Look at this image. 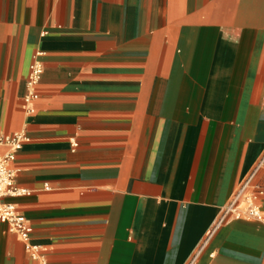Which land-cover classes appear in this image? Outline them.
Instances as JSON below:
<instances>
[{
    "label": "crops",
    "instance_id": "obj_1",
    "mask_svg": "<svg viewBox=\"0 0 264 264\" xmlns=\"http://www.w3.org/2000/svg\"><path fill=\"white\" fill-rule=\"evenodd\" d=\"M0 132L39 257L0 222V264H264L217 225L264 191V0H0Z\"/></svg>",
    "mask_w": 264,
    "mask_h": 264
},
{
    "label": "built area",
    "instance_id": "obj_2",
    "mask_svg": "<svg viewBox=\"0 0 264 264\" xmlns=\"http://www.w3.org/2000/svg\"><path fill=\"white\" fill-rule=\"evenodd\" d=\"M30 70V94L35 97L36 93L33 88L40 77L41 69L40 66L34 64L30 66ZM24 141L25 138L20 133L6 135L0 132V146L6 148V153L0 157V222L6 224L9 231L17 235L25 243L33 259H38V247L29 242L31 234L30 226L25 219L17 213L13 205L3 202V199L6 197H17L27 194L26 191L19 189L15 185L14 173L10 168V164L14 161L15 153L21 148ZM261 163L262 162L258 163L252 172L245 178L230 200L228 207L222 211L217 225L226 223L230 219L254 220L264 223V214L259 205V199L264 191L253 182ZM202 249L203 248L200 247L198 252L194 253L188 264H196V259Z\"/></svg>",
    "mask_w": 264,
    "mask_h": 264
},
{
    "label": "bare ground",
    "instance_id": "obj_3",
    "mask_svg": "<svg viewBox=\"0 0 264 264\" xmlns=\"http://www.w3.org/2000/svg\"><path fill=\"white\" fill-rule=\"evenodd\" d=\"M210 234H211V233H210ZM210 234H209V235H210ZM208 237H209V236H208ZM207 241H208V238H206L205 243L201 245V248L204 249V247H205ZM198 250H199V249H198ZM198 250L196 251V253L198 252Z\"/></svg>",
    "mask_w": 264,
    "mask_h": 264
}]
</instances>
